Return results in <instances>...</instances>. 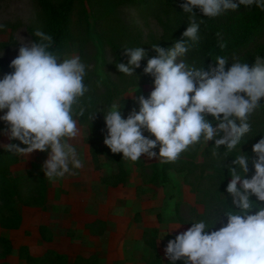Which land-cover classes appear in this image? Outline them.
<instances>
[{"label":"clouds","instance_id":"clouds-1","mask_svg":"<svg viewBox=\"0 0 264 264\" xmlns=\"http://www.w3.org/2000/svg\"><path fill=\"white\" fill-rule=\"evenodd\" d=\"M241 5L264 10V0H185L180 5L184 13L190 14L189 26L171 48L152 46L157 56L147 60L143 71L154 78V88L147 98L138 97L139 111L133 110L123 118V107L116 102L107 112L99 110L107 129L104 144L112 153H122L124 159L133 162L143 155L169 163L201 141L206 146L208 141H215L214 158H219L221 145L232 151L241 144L252 130L250 116L264 99V59L256 56L250 67L233 57L227 70L229 61L221 56L207 70L181 59L189 50L187 40H199L200 23L194 9L215 18ZM34 35L38 42L20 36L18 55L9 65L13 71L0 78V112L4 113L0 121L7 126L3 134L24 147L13 143L0 147L27 156L34 151L47 152L42 171L55 181L84 166L68 141L79 132L74 116L83 115L84 109L74 113L73 108L89 91L84 82L88 66L79 55L61 57L50 51V35L40 30ZM123 49L129 59L116 67L120 73L135 75L147 52L143 47ZM144 130L155 139L144 136ZM221 132L223 136L217 138ZM157 145L158 154L153 151ZM239 151L241 155L227 166L231 180L226 191L232 197L234 211L219 215L215 222L226 216V225L209 231L214 226L209 227L204 220L192 222L190 228L168 241L165 255L171 264L180 260L183 264H264V136L252 147L251 179L245 178L249 157L241 147ZM253 195L260 203L250 199ZM253 209L257 211L250 214Z\"/></svg>","mask_w":264,"mask_h":264},{"label":"rangeland","instance_id":"rangeland-1","mask_svg":"<svg viewBox=\"0 0 264 264\" xmlns=\"http://www.w3.org/2000/svg\"><path fill=\"white\" fill-rule=\"evenodd\" d=\"M63 1L67 0H52L56 6ZM72 2V25L69 39L62 47V57L79 55L81 61L88 66L86 76L90 74L93 81H99L109 87L113 96L109 105L113 102L119 103L123 107L122 117L127 118L133 110L139 111L138 97L149 96L154 88V78L151 76L149 78L152 79H145L137 69L132 76L120 73L115 66L108 42L118 39L117 32L127 31L126 38L136 39L137 47L143 44L144 47L151 48L150 45L162 42L164 24L167 21L164 17L156 18L157 16L140 12L136 7L127 4L126 0ZM34 4V0H0V25H3L0 28V78L13 71L9 65L18 55L20 36L33 42L27 29L32 27L41 31L43 28L44 18ZM99 88L98 94L105 90V87ZM3 114L0 112V115ZM77 126V137L68 142L75 146L84 166L81 169H72L74 174L64 176L69 181L65 182L67 189L63 191H60L59 187L61 182L57 183L62 178L50 181L42 171L47 152L34 151L29 156L16 153L18 162L11 166V173L22 179V183H25L26 179L30 180L33 175L44 178L47 202L38 207L25 206L19 202L12 204L24 221L19 229L7 231L8 238L14 242L15 247H23V242H27L34 252H44L47 245L37 234L38 223L49 219L50 214L55 211L52 207L58 202L64 204V210L58 211L69 223L64 229H57L60 234L65 230L66 237L55 240L56 243L51 245L70 256L66 264H165V248L168 241L190 228L189 222L194 219V215H205L209 203L202 192L207 187L200 184L202 192L198 191L195 177L201 172L207 174L211 170L209 165L217 166L218 163L214 165V162L221 160L220 155L218 161L214 160V149L208 152L209 146H214L215 141H208L207 146L203 141L198 145L196 164H201L202 158L205 163L198 167L194 174H187V171L175 168L164 172L161 169L162 163L155 158L142 156L135 162L123 158L125 182L111 187L101 184L100 177L112 174L114 165L103 157L92 160L89 146L85 142L88 130L79 122ZM6 127V124L0 121V145L13 143L24 147L20 141L9 140L3 134ZM145 132L147 130L143 131ZM101 145L106 146L104 142ZM239 148L235 151L240 152ZM242 148L244 147H241V151ZM0 150L5 149L0 147ZM139 162L147 168L141 169L137 165ZM153 164L158 168L155 174L148 168ZM22 189L23 196L28 197L29 189L24 186ZM214 211L213 209L210 212ZM94 220H97L92 226L94 233L102 234L90 235L87 239L82 235V232L86 231L82 230V224ZM78 253L83 257L90 255V258L85 259L87 261L81 257L73 260ZM9 254L0 249V264H7L9 258H12L15 264L23 260L19 256V249L18 256L7 257ZM36 264L41 263L36 260Z\"/></svg>","mask_w":264,"mask_h":264},{"label":"trees","instance_id":"trees-1","mask_svg":"<svg viewBox=\"0 0 264 264\" xmlns=\"http://www.w3.org/2000/svg\"><path fill=\"white\" fill-rule=\"evenodd\" d=\"M35 7L44 18V25L42 32L50 35L53 38V46L50 51L60 55L62 57V47L69 39L70 28L72 25V0L59 2L58 5H54L52 0H34ZM127 4L136 7L140 12L151 14L156 18H165L166 24H164V32L162 42L158 44L159 47L169 49L173 46L174 42L181 39L183 32L189 26L190 14L183 12L180 7L185 0H126ZM197 22L200 23L199 28V40L193 42L187 40L188 52L185 56L181 57L188 65H195L197 68L205 66L207 70L209 65L214 66L216 57L221 56L228 59L229 64L226 65V70L231 66L233 57H238L240 62L248 63L249 66H253L255 63V57L260 56L264 59V10L255 5L245 7L241 5L238 10H228L220 16L215 18H209L203 16L200 10L194 9ZM37 29L28 28L33 42H38L39 38L35 37L34 33ZM126 33L121 31L117 32L119 35L116 41H109L108 47L113 55L115 66L118 63H125L129 59L124 54L123 48H135L136 39L127 37ZM220 33V37L217 36ZM220 43L225 44L224 48L219 46ZM151 48L143 47L147 56L141 61V66L137 68L145 79L151 75L145 74L143 69L147 66V60L157 56V53ZM140 47V46H139ZM85 84L89 88V91L79 100L78 106L74 105V113H79L81 108L84 109L83 115L78 117L74 116L78 122L84 125L88 130V135L85 142L89 146V154L92 160H96L100 157L106 158L111 164L114 165V171L110 175H104L100 177V183L105 186L117 187L125 182V170L122 153H112L107 146H102L104 138L107 135V129L104 122V115L101 111L107 112L110 108V102L112 100V94L109 87L105 84L95 82L91 79L90 74H87L84 79ZM154 82V81H153ZM99 86L105 87L98 94ZM95 113L94 119L91 121V115ZM207 119L212 120L211 116ZM250 122L252 130L245 135L241 144L237 147L242 148V152L249 157L248 172L245 176L247 179H251L254 175V168L251 160L254 158L252 147L258 140L264 136V99L261 100V106L250 116ZM213 126L216 124L213 122ZM144 136L154 139L147 131L143 133ZM223 133L219 134L222 137ZM194 144L188 148L187 151L181 153L180 158L175 162L162 163L161 169L165 172L167 169H178L180 171H187L195 173L198 167H202L205 163L202 158L201 164H196V157L198 154V145ZM214 144V141L212 142ZM19 146V145H18ZM208 152L214 149L213 146H209ZM154 151L159 153V145ZM221 160L214 162V165L210 166V172L204 174L200 173L195 177L197 182V190L201 191V185H205L207 188L202 192L203 197L208 201V207L205 210V215H194V219L190 221L198 222L204 220L209 227L214 226L212 230H217L220 227L226 225L227 217L221 216L220 222L216 223L217 217L221 214L234 211L231 207L232 197L227 193V184L230 182V175L228 172V165H232V161L235 157L241 155L240 152H236L235 149L228 151L225 146L221 145L219 148ZM143 156V155H142ZM141 156V158H142ZM203 157V153L201 154ZM226 158V159H225ZM219 158H214L218 161ZM18 162L16 153H11L6 150H0V228L5 230L19 229L21 224V215L14 209L15 202L22 203L25 206H44L46 199L45 192V179L39 176H31L30 180L26 179L25 183H22V179H18L11 173V166ZM141 169L147 168L142 162L137 164ZM211 167V168H210ZM154 174L158 170L155 164L148 166ZM208 168V167H207ZM161 170V171H162ZM243 175V173L241 172ZM187 177V176H186ZM29 189V196H23L21 190L22 187ZM239 187V185H238ZM250 199L254 202L260 203L253 195ZM215 210L211 213V210ZM256 209H253L250 214H254ZM39 234L45 241L51 239L49 230L44 227H39ZM152 246V244H150ZM0 249L5 253H11L12 246L10 240L0 237ZM19 256L25 259L28 264H36V260L28 255L26 247L19 248ZM78 259V258H77ZM41 264H66L67 258L63 254H59L55 251L48 250L44 253L43 257L39 260ZM165 264H171V261L167 258ZM176 264H183V261H177Z\"/></svg>","mask_w":264,"mask_h":264},{"label":"crops","instance_id":"crops-1","mask_svg":"<svg viewBox=\"0 0 264 264\" xmlns=\"http://www.w3.org/2000/svg\"><path fill=\"white\" fill-rule=\"evenodd\" d=\"M67 181H69L68 179H66V177H62V179H60L57 183L59 184L60 182H61V184H59V187H60V191H63L64 189H67V186L65 185L66 183H67ZM66 182V183H65ZM61 200V199H60ZM46 202H47V200L45 201V204H46ZM44 204V205H45ZM63 207V208H62ZM64 204H60V203H58L57 202V204H54V207H52V208H55L54 210V212L52 213V214H50V217H49V219L48 220H43L41 223H38V227H37V234L39 235V237H40V239H41V241L43 242V243H45V245H47V249L44 251V252H40V253H38V252H34L33 251V248L31 247V245L29 244V243H27V242H23V244H22V246H24V247H26L27 248V253H28V255L29 256H31L32 258H34L35 260H40L42 257H43V255H44V253L46 252V251H48V250H52V251H55V252H57V253H59V254H63V255H65L66 256V258H67V261H69V259H70V256H68V255H66L64 252H60L58 249H56L55 247H53L51 244L52 243H56V241L57 240H59V239H61V238H65L66 237V232H65V230H63L62 231V234H60L59 232L60 231H57V229H58V227H61L60 228V230L61 229H64L65 227H66V225H68V221L67 220H65V218L63 219L62 218V215L60 214V212L62 211V210H64ZM58 210H60V212L58 211ZM21 215V214H20ZM98 220V219H97ZM97 220H94L93 222H91V223H83L82 224V230H84V229H86V231H83L82 232V235L84 236H86V238L87 237H89L90 235H92V236H98V235H101L102 233H94V231H93V229H92V226H93V224H95V223H97ZM22 221H24V219L22 218V215H21V223H22ZM98 221H100V220H98ZM40 226H44V227H46L48 230H49V232H50V234H51V239L50 240H47V241H45V240H43L42 238H41V236H40V234H39V227ZM7 231H10V230H5V229H1L0 228V237H4V238H6V239H8V240H10V242H11V246H12V250H11V253L7 256V257H9L10 255H11V257H13V255H17L18 256V249H19V246L18 247H15V245H14V242L13 241H11V239L10 238H8V236H7ZM88 239V238H87ZM56 240V241H55ZM21 246V245H20ZM72 247H74V246H72ZM71 247V248H72ZM17 248V249H16ZM73 250V249H72ZM89 254V253H88ZM79 257H81V258H83L84 260L85 259H87L88 260V258H90V255H88V256H84L83 257V255H81L80 253H78V254H76L74 257H73V260H76L77 258L78 259H80ZM76 258V259H75ZM17 259H18V257H17ZM2 260H4V259H2ZM19 260V259H18ZM73 260H72V262H73ZM87 260H85V261H87ZM7 261V260H6ZM24 263H23V262ZM4 262V261H3ZM7 264H15L14 262H12V258H9V260L6 262ZM67 263V262H66ZM17 264H26V260L25 259H23V260H19L18 262H17ZM28 264V263H27ZM90 264V263H89Z\"/></svg>","mask_w":264,"mask_h":264}]
</instances>
